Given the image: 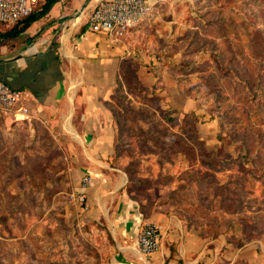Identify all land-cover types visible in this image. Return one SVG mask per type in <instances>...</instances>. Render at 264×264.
<instances>
[{
    "label": "rangeland",
    "instance_id": "1",
    "mask_svg": "<svg viewBox=\"0 0 264 264\" xmlns=\"http://www.w3.org/2000/svg\"><path fill=\"white\" fill-rule=\"evenodd\" d=\"M157 11L151 27L162 34L151 70L172 76L169 84L187 92L202 113L165 108L157 89L169 80L158 75L161 81L144 86L137 67L126 66L110 105L119 151L130 165L128 190L152 198L167 190L194 228L232 235L237 244L264 252V183L245 176L240 158L241 144L247 145L262 172L264 124L247 115L245 100L257 87L263 93L264 81L244 86L246 80L253 84L259 61L249 57L247 45L264 46V0H174ZM183 62L192 66L181 68ZM204 127L205 134L199 131ZM224 134L232 141L223 147L228 159L209 166ZM13 136L19 159L0 160V264H116L104 224L89 220L83 194L69 191L65 151L49 138L48 144L21 145L26 130L15 129Z\"/></svg>",
    "mask_w": 264,
    "mask_h": 264
},
{
    "label": "crops",
    "instance_id": "2",
    "mask_svg": "<svg viewBox=\"0 0 264 264\" xmlns=\"http://www.w3.org/2000/svg\"><path fill=\"white\" fill-rule=\"evenodd\" d=\"M99 1L59 0L0 47V78L22 93L18 107L29 109L28 115L0 110V160L19 159L13 150L15 129L26 130L21 145L48 144L46 138L59 145L70 164L65 173L69 191L83 194L89 220L104 224L116 264H264V252L251 243L239 246L232 235L210 236L185 223L176 203L164 195L167 190L155 198L128 190L130 165L116 151L110 105L126 66L137 67L144 86L161 77L169 80L157 89L165 108L202 112L187 92L169 84L172 76L151 70L162 34L151 25L159 18L158 5L174 0H146L151 12L145 23L121 35L88 29L87 18ZM199 131L207 133L205 127ZM84 177L90 180L86 186ZM146 223L159 227L160 246L145 255L138 234Z\"/></svg>",
    "mask_w": 264,
    "mask_h": 264
},
{
    "label": "built area",
    "instance_id": "3",
    "mask_svg": "<svg viewBox=\"0 0 264 264\" xmlns=\"http://www.w3.org/2000/svg\"><path fill=\"white\" fill-rule=\"evenodd\" d=\"M38 0H0V24L13 26L18 20L27 17L38 6ZM151 6L146 0H100L87 18L90 31L124 34L142 24L150 15ZM22 93L11 88L0 78V110L28 115L26 106H19ZM89 177L82 182L86 186ZM81 199L83 196L80 197ZM138 246L142 254H151L159 249L160 232L155 223H146L138 234Z\"/></svg>",
    "mask_w": 264,
    "mask_h": 264
},
{
    "label": "trees",
    "instance_id": "4",
    "mask_svg": "<svg viewBox=\"0 0 264 264\" xmlns=\"http://www.w3.org/2000/svg\"><path fill=\"white\" fill-rule=\"evenodd\" d=\"M59 0H43V2H39L38 6L35 8V10L29 14L27 17L22 18L20 20H18L13 26H5L3 24H0V26H2L3 28L0 30V47L5 45L7 43V41L19 36L23 31H25V29L34 21L38 20L39 18L43 17L51 8V6L56 3ZM255 46H250L249 44L247 45V52L249 57H251V59H253L255 62L257 60L258 63L255 64V70L252 71V81L253 84H250L247 80L245 82V90H248L251 86L253 85H257L258 82L260 81H264V64H262V60H264V46H259V42H257V44H254ZM212 54V58L213 61L216 63V66L218 67V70H222L221 67V63L218 59V54H216L217 52L215 50L211 51ZM190 66H192V64L189 63H181L180 67H185V68H189ZM227 71V70H226ZM229 72H231L229 70ZM263 75V76H262ZM240 82H244V81H240ZM250 85V86H249ZM120 84L117 86L119 87ZM262 90L260 88H255V90L253 91H248L249 96H246V103H249L251 105V107L249 108L248 112V116H250L252 119H259L258 122V126L261 128L262 125L264 124V120H262L264 116V110H261V107L264 105V102L262 100H264V92H261ZM113 112V111H112ZM254 114V115H252ZM243 115V114H242ZM114 116V114H113ZM114 121L115 123L118 122L115 119L114 116ZM246 124V123H245ZM227 134L223 135V139L222 137H220L221 140V144L216 146L215 151L213 152L214 158L210 161V163H207L209 166H215V167H219V163L226 161L228 158H222L223 152H224V145H229L231 144V140H227L226 139ZM116 151L118 152L119 149V133L116 130ZM242 145V154L240 156L241 161H242V171H244L245 176H247L248 178H250L252 181L256 182V183H264V166L262 169H260V171L262 172H257V167L254 164V160L251 159L250 155H251V151L249 149V147L247 145ZM264 149V148H263ZM120 152V151H119ZM206 153V152H205ZM210 152H207V154H209ZM212 154V153H211ZM128 187V184H127ZM264 198V195L262 196ZM180 215L184 218L185 223H187L188 225H193L190 224V222L188 221L186 215L184 212H180ZM238 225L240 227H243V223L241 221L237 222ZM201 233H206V231H204V228H199L198 229ZM241 245L243 244L242 241H240ZM239 244V245H240ZM115 248V247H114Z\"/></svg>",
    "mask_w": 264,
    "mask_h": 264
}]
</instances>
